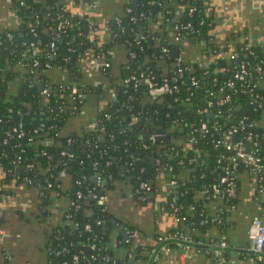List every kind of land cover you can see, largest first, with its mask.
Here are the masks:
<instances>
[{"label": "trees", "instance_id": "16d2710c", "mask_svg": "<svg viewBox=\"0 0 264 264\" xmlns=\"http://www.w3.org/2000/svg\"><path fill=\"white\" fill-rule=\"evenodd\" d=\"M65 1L15 0L18 27L0 33V185L10 179L29 180L27 184L42 187L49 199L51 189L46 184L52 182L59 185V195L75 201V205L66 202L68 216L63 214L62 222L48 236L50 263L144 264L148 258L144 249L151 245L141 243L134 248L136 261L131 263L132 248L123 239L124 225L98 198L100 191L105 193L124 176L139 194L147 196L156 188L158 168L177 181L167 189L165 201V208L172 211L173 203L177 208L173 214L181 217L172 232L195 240L193 230L210 224L211 215L222 208V222L217 225L225 231L224 217L237 194L212 198L210 186L225 187L220 177L235 152L234 147L223 145L232 140L226 134L230 127L237 126L235 139L250 133L255 141L251 148L264 156V78L253 73L241 81L233 79L231 87L225 82L232 79L241 61L249 67L255 63L264 67V41L256 43L244 34H234L232 44L211 43L210 31L216 23L211 0H128L116 15L118 20L110 23L111 43L128 50L115 95L89 119L97 123L95 127L70 131L64 126L66 120L81 109L83 100L69 93L70 87L87 89L80 81L76 59L87 45L88 22L68 11ZM60 21L65 25L59 29ZM186 44L199 48L198 61L173 52ZM107 47L104 44L98 50L105 52ZM232 52L238 53L235 59L229 57ZM18 62L23 69H33L32 77L38 75L44 81L46 68L67 69L69 77L53 84L55 94L46 97L30 84L26 71L18 78L17 90L10 92L8 82L16 75L12 67ZM163 81L169 89L154 96L151 86L155 82L161 86ZM202 121L207 123L205 133L198 130ZM152 133L156 134L153 142ZM217 139L221 142L215 145ZM247 169L238 159L232 172L236 192ZM93 176H99L100 183ZM142 182L150 189H143ZM192 190L203 191L200 200H212L215 210L208 213L200 200L188 209ZM113 241L117 248L126 247L125 254L120 256L111 247ZM167 245L177 253L186 243L170 239ZM74 253L77 260L72 258ZM166 254L150 264H167Z\"/></svg>", "mask_w": 264, "mask_h": 264}, {"label": "crops", "instance_id": "0c3cea01", "mask_svg": "<svg viewBox=\"0 0 264 264\" xmlns=\"http://www.w3.org/2000/svg\"><path fill=\"white\" fill-rule=\"evenodd\" d=\"M128 0H66L65 7L72 14L84 17L88 22L86 34L87 45L82 47L76 59L80 81L87 86L80 110L68 116L67 130L79 131L89 127V120L107 106L115 95L114 86L121 79L122 68L127 59L128 50L122 44L111 43L110 23L118 13H122ZM216 20L209 41L216 45L233 43V35L249 34L254 40H264V0H211ZM20 18L15 0H0V33L18 27ZM156 25H153V27ZM171 33V30H169ZM244 36V35H243ZM242 36V37H243ZM213 41V42H212ZM109 45L105 52L99 51L102 45ZM179 55L190 61L201 57L195 44L180 47ZM211 55V52L210 54ZM108 62V65L105 64ZM21 67V68H20ZM17 63L12 67L16 73L8 82L10 92H15L20 77L26 69ZM45 81L50 84L61 83L68 79L67 69L46 68ZM39 77V76H38ZM34 81L39 80L33 76ZM40 78V77H39ZM40 81V80H39ZM31 83V82H30ZM40 92V91H39ZM58 104H56L57 106ZM87 124V125H86ZM158 168L155 175L156 188L147 196L138 193L128 177L117 179L113 186L105 191V203L112 210L123 227V239H129L134 253V243L152 245V240L160 235L170 233L176 226L172 211L167 210L165 201L170 179ZM192 209L200 197L201 190H193ZM201 206L208 208V213L216 204L202 199ZM66 197L51 190L49 199L43 188L27 184L18 179H10L0 185V264H51L50 245L47 239L51 231L62 222ZM254 216L264 220V179L257 174L243 173L240 178L236 202L226 211L225 233L229 248L226 264H259L254 254L249 251L247 230ZM222 229L211 221L205 227L195 228L192 241V255L179 260L177 253L167 254V264H215L214 247L218 243ZM128 237H124V234ZM142 246V245H141ZM111 247L117 249L120 256L126 247L117 248L115 242ZM166 258V259H167ZM166 264V263H165Z\"/></svg>", "mask_w": 264, "mask_h": 264}, {"label": "built area", "instance_id": "2783aa9c", "mask_svg": "<svg viewBox=\"0 0 264 264\" xmlns=\"http://www.w3.org/2000/svg\"><path fill=\"white\" fill-rule=\"evenodd\" d=\"M22 3V1H21ZM116 20H118L117 17H115ZM65 22L60 21L58 24V28H62L64 27ZM8 37L11 36L10 32L6 33ZM174 34V33H173ZM246 39H254L253 37H251L249 34H245L244 36ZM175 40H179L180 37L178 36V34H175L174 36ZM233 40V39H231ZM264 41V40H263ZM256 43H259V40L256 39ZM226 44H232L231 42H228ZM30 45H34V42H30ZM51 46L54 47V41H51ZM163 51H166V47L163 46L162 47ZM238 56L237 52H232L229 54V57L232 59H235ZM20 64V62H18ZM37 63V60L34 61V65ZM105 64L108 65V62L105 61ZM264 65V64H263ZM29 72V81L31 82L30 84H34L36 85L37 81H43L44 82V88L41 92V94H43L46 97H49L50 95L55 94V91L57 89H55L53 86V84H50L44 80H42L41 78L38 77V75H36L35 77L39 80H35L32 77V74L35 72L33 71V69H28L27 68V73ZM253 73H256L257 75L260 76V78H264V67H262V65L260 63H255L254 65L252 64L250 67L247 65L246 61H241L240 63L237 64V67L235 69V71L232 74V79H228L225 82L226 86H233L234 84V80H243L246 77L251 76ZM132 79H136L135 75H131ZM126 80V79H125ZM252 80V79H251ZM192 83L196 84L197 83V79H195L194 77H192ZM156 82L153 83V85L151 86V89H163V92L168 90L169 87L167 85L166 82H162L161 86H155ZM51 85V86H50ZM222 89V87L219 88V91ZM55 90V91H54ZM71 94H76V96L81 100V98H83L84 96V91H82L77 85H72L70 87V92ZM209 94H213V92H209ZM154 95V94H153ZM155 96V95H154ZM226 99V98H225ZM210 103V101H209ZM97 125V123L95 121H93L92 123H90V127H95ZM199 132L201 133H205L208 131V127H207V123L206 121H202L200 123V126L198 128ZM237 131V126H232L230 127L227 131L226 134L233 137L235 136V132ZM149 138L151 139V141H155L156 138V134L152 133ZM244 138L246 140H248V142L246 143ZM244 138H240V139H232L231 141L225 140L223 142V145H225V147L230 148L231 146L235 148V152L234 154L230 155V166H227L225 168V171L223 172V175L220 177V182L224 183L225 187L224 189H220L219 186L213 184L212 186H210V189L213 190V194H212V198L213 197H220L223 198V196L225 197H235L237 192V185L236 182L232 176V172L235 169V166L237 164V160L238 159H242L244 161V164L246 166L247 169V173L249 174H257L259 177L264 179V156L258 155L257 153H255V150L253 148H251L252 145H255V141L252 139V135L250 133H247ZM220 139H217L215 142V145L220 144ZM67 150H63L62 153H67ZM156 162L159 163V159H156ZM169 168H171L169 166ZM26 183L29 180H24ZM96 182L100 183V177L96 176ZM177 181L172 178L170 179V185H174ZM58 184H53L52 182H48L46 184V188L47 189H51L54 192L58 193L56 187H58ZM141 187L145 190H149L150 189V185L147 184L146 182H142L141 183ZM203 193V191H202ZM77 196L81 197L82 193L81 191H77ZM204 196V193H203ZM211 196L205 195V198H210ZM66 202H69L71 205H75V201L74 200H68L66 198ZM98 202L99 203H105V193H99V198H98ZM171 209H172V213H176L175 211L177 210L176 206L173 205V203H171ZM231 207H233V205H231ZM230 207V208H231ZM224 210L222 209H218L217 212H215V214L211 215V221H214L215 223H221L222 222V217L220 216V213H223ZM64 215L68 216L65 213V208H64ZM175 219L177 221L180 220L181 217L176 216L175 214H173ZM184 218V217H183ZM182 218V219H183ZM89 227V224H86V228ZM247 235H248V239H249V245H248V249L249 251H251L254 256L255 259L259 262V264H264V220H262V218H260L259 216H254L252 217L249 226H248V230H247ZM170 239H178L179 242H185L186 245L182 246L180 248V250L177 252L178 258L179 260L182 259H187L189 257H191L192 255V241L188 240L186 238V236L180 234V233H174V232H170L167 233L166 235H160L155 239V243H153L150 247L145 248L144 250L146 251L145 254H147L148 258L147 260L144 262V264H150V261L153 259H162L163 254L167 253L170 254L171 252H174V250L172 249V247L168 246L167 243ZM125 241L129 242V239L127 238ZM228 248H229V242H228V238H227V234L222 231L221 237L218 241V243L215 245L214 247V255L216 256V263L215 264H226L225 260L226 258H228ZM50 250V248H49ZM166 254V255H167ZM130 256V255H129ZM72 258L74 260L78 259V255L76 253H74L72 255Z\"/></svg>", "mask_w": 264, "mask_h": 264}, {"label": "water", "instance_id": "95a60500", "mask_svg": "<svg viewBox=\"0 0 264 264\" xmlns=\"http://www.w3.org/2000/svg\"><path fill=\"white\" fill-rule=\"evenodd\" d=\"M132 1H136V0H132ZM258 1L259 0H253V3H258ZM173 52L175 54H178L179 53L178 49H174ZM43 88H44V82L43 81H37L36 82V89H37V91H42ZM150 92L152 94H154V95H159V94H162L163 93V89H152ZM20 118H21V116H20ZM144 138H147V135H145ZM232 139L234 140L235 137L233 136ZM92 179L94 181H96V176H93ZM100 193H102V191H100ZM124 237H128V234L125 233L124 234ZM152 242L155 243V240L153 239ZM138 246H139L138 243H134V248H136ZM135 255H136V253H133L132 256H130L129 260H130L131 263H134L136 261Z\"/></svg>", "mask_w": 264, "mask_h": 264}]
</instances>
